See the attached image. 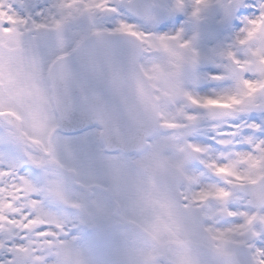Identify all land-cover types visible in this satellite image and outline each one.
<instances>
[{
	"label": "snow or ice",
	"instance_id": "snow-or-ice-1",
	"mask_svg": "<svg viewBox=\"0 0 264 264\" xmlns=\"http://www.w3.org/2000/svg\"><path fill=\"white\" fill-rule=\"evenodd\" d=\"M206 4L207 0H194L190 15L198 16ZM233 6V0L226 5L229 9ZM252 7H258V14L245 17L233 44L218 52L221 59L227 61L223 64L226 71L213 79H232L235 86L214 95H198L185 88L183 74L186 69L195 68L200 56L183 27L172 32L142 31L121 19L114 29L93 32L96 36L126 34L139 42L141 50L160 54L158 60L166 63L153 64L151 71L154 78L172 83L171 95L178 105L176 115L182 121L179 130L188 161L200 158L207 170L223 180V184L204 185L188 171L181 183L183 187L179 186V190L170 194L169 211L180 217L185 235L199 242L202 255L194 256L190 250L183 249L173 256L168 247L161 246L157 257L145 264H206L204 257L210 258V264H264V136L243 135L244 128L264 130V125L253 121L230 125V131L220 130V121L224 118L252 110L264 111V0L258 5L253 3ZM172 10H186L184 0H175ZM116 11L110 0H57L38 20L24 15L15 0H0V118L9 125L11 135L39 150L38 156L31 157L32 163L38 166L59 163L54 139L58 125L38 124L26 102L27 96L39 91L38 86L29 84L28 80L42 79L44 71L31 49L33 33H54L63 45L65 30L73 22ZM239 49L246 50L244 58L237 55ZM66 56H58L56 60L63 61ZM25 67L30 70L27 77L22 75ZM54 67L55 64L50 67L49 77L59 89L66 86L67 81L63 76L60 80L54 77ZM246 73L253 74L254 78ZM177 76L178 85L174 83ZM44 90H47L46 81ZM184 104L207 111L212 121L210 127L218 133L219 144L246 142L249 148L222 154L224 159L209 157L207 147L186 138V130L200 117L186 111ZM44 191L61 197L72 208L82 207L62 197L55 178L49 180ZM35 193L36 188L29 179L7 168L0 169V233L3 234L0 250L19 258L23 264H50L53 260L54 264H85L82 251L73 242L61 238L66 235L65 221L45 212L42 201L34 198ZM234 200H240L244 207H231ZM217 217L228 218L230 222L214 224ZM12 233L22 235L18 239L5 238ZM0 264H17V261L9 259Z\"/></svg>",
	"mask_w": 264,
	"mask_h": 264
},
{
	"label": "rangeland",
	"instance_id": "rangeland-1",
	"mask_svg": "<svg viewBox=\"0 0 264 264\" xmlns=\"http://www.w3.org/2000/svg\"><path fill=\"white\" fill-rule=\"evenodd\" d=\"M56 2L57 0H54L51 4ZM229 2L230 0H207V4L201 8L199 15L193 17L190 13L194 0H184L186 10L178 11L172 10L175 0H154V10L143 21H137L124 13L122 5L112 3L111 6L115 7L117 11L103 13L105 18L103 21L91 22V19H98L96 15L80 19L69 25L65 30L66 43L63 45L57 41L54 33L34 32L37 35H32L31 49L44 68L46 62L53 55L70 48L79 37L97 30L106 32V30L114 29L121 19L135 24L142 31L172 32L176 28L183 27L186 36L193 39L194 47L200 56L195 68L190 67L183 74L185 88L198 95H214L235 86V81L227 78L226 80L214 79L211 87L204 88L208 75H223L226 71L223 64L227 61L222 60L218 52L233 44L236 34L243 27L244 18L256 15L252 5L253 3L258 5L260 0H240V3H235L233 0L234 6L230 9L226 7ZM31 9L35 19H42L36 9V4H33ZM183 13L194 24L189 26L186 22H174L175 17ZM153 15L155 18H152ZM88 20V27H83L82 22ZM161 25L162 27L165 25V29L162 30ZM144 52L146 54L141 58V65L155 88L159 101L158 110L162 120H166L169 124L171 121L182 122L176 115L178 105L175 104L171 95L172 83L165 79L154 78L151 71L153 64L166 63V61L158 60L160 54H154L155 51L144 50ZM245 54V49L242 52H237L240 58H244ZM207 65L209 66L206 67ZM29 72L30 70L25 67L22 75L27 77ZM245 75L254 78L251 73ZM28 83H34L39 88V91L26 97V102L31 107L35 121L40 125L56 124L49 102L48 87L46 91L44 90L43 73L42 79L35 81L29 79ZM174 83L179 84L178 76ZM222 84H224L223 87H218ZM184 107L186 111L194 112L200 118L207 114L206 110L191 105L184 104ZM259 111L252 110L224 118L220 121L222 124L220 130L230 131V125L237 123L244 124L254 121L261 124V121L258 120H263L264 115L256 113ZM211 123H198L187 130L195 140V144L208 148L210 145L204 140L205 137L215 136L219 140L218 133L210 127ZM245 130L246 128L243 129V132ZM99 134V130L92 129L67 136L56 130L57 159L65 169L59 168L54 163L38 166L32 163L31 157L38 156L39 150L11 135L9 125L4 118H0V169L7 168L31 181L36 188L34 198L42 201L45 212L65 221L66 235L61 238L73 242L82 251L85 264H145L147 260L157 257L160 247L152 248L143 233L131 227L118 216L135 220L146 230L157 234L161 238V246L168 247L173 256L183 249L190 250L194 256L202 255L199 242L190 240L185 235L184 223L178 215H173L169 211L170 194L179 190L188 171L196 175L199 182L204 185L223 184V180L216 182L217 180L211 177V173L203 163V168H195L191 165L181 148L182 153L174 155V157L170 156V160H179L178 163L184 167L181 171L179 169L178 174L173 173L171 167L160 163L156 153L162 146L175 145L176 140L171 135L165 138L156 135L151 140L153 147L149 153L142 156L143 161H141L129 156L106 155L98 143ZM231 145H228V150L225 151L221 150V147H211L213 150L208 153V156L224 159L222 154L226 155L236 151L231 150L233 148ZM20 151L26 153L27 157L25 156L24 160L19 158ZM162 155L163 158H168L165 154ZM146 159L150 161L148 162ZM133 160L134 165L131 164ZM52 178L59 181L60 192L64 199L79 203L82 207L72 208L64 203L61 197L48 195L44 189ZM91 184L98 185L91 187ZM101 184L109 186V188L104 190ZM93 194L97 195V200L91 199ZM230 206L237 209L244 207L240 200H234ZM229 222V219L225 217H217L213 221L214 224L221 225H226ZM84 225L89 229L83 228L84 231L76 232L77 227L82 228ZM70 228H74V230L71 231ZM20 235L22 234L12 233L5 238L18 239ZM0 236L3 234L0 233ZM9 259H12L10 254L0 250V261ZM204 259L206 264H210V258L204 257ZM50 264H54V260L50 261Z\"/></svg>",
	"mask_w": 264,
	"mask_h": 264
},
{
	"label": "bare ground",
	"instance_id": "bare-ground-1",
	"mask_svg": "<svg viewBox=\"0 0 264 264\" xmlns=\"http://www.w3.org/2000/svg\"><path fill=\"white\" fill-rule=\"evenodd\" d=\"M209 65H207L206 67H208ZM215 75L213 74V75H211V76H207L208 77V80H207V82H206V84H205V87L204 88H207V87H211L212 86V83H213V77H214ZM223 80H225V79H223ZM223 85L224 84H222V85H220V86H218V87H223ZM216 93V92H215ZM97 198V196L95 197V200H97L96 199Z\"/></svg>",
	"mask_w": 264,
	"mask_h": 264
},
{
	"label": "water",
	"instance_id": "water-1",
	"mask_svg": "<svg viewBox=\"0 0 264 264\" xmlns=\"http://www.w3.org/2000/svg\"><path fill=\"white\" fill-rule=\"evenodd\" d=\"M152 113H153L152 116H153V118L155 120L156 119L155 111H153ZM20 262H22V261H20Z\"/></svg>",
	"mask_w": 264,
	"mask_h": 264
},
{
	"label": "clouds",
	"instance_id": "clouds-1",
	"mask_svg": "<svg viewBox=\"0 0 264 264\" xmlns=\"http://www.w3.org/2000/svg\"><path fill=\"white\" fill-rule=\"evenodd\" d=\"M180 187H183V185L181 184ZM66 227H67V225H66ZM62 239H63V238H62Z\"/></svg>",
	"mask_w": 264,
	"mask_h": 264
}]
</instances>
